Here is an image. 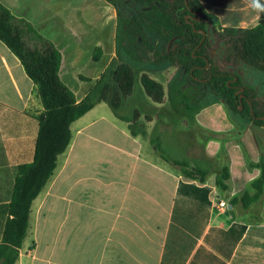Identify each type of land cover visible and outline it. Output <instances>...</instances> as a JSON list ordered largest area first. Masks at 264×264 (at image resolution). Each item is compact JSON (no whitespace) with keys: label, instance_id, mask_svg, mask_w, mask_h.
<instances>
[{"label":"crops","instance_id":"1","mask_svg":"<svg viewBox=\"0 0 264 264\" xmlns=\"http://www.w3.org/2000/svg\"><path fill=\"white\" fill-rule=\"evenodd\" d=\"M0 1L56 45L62 54L60 77L69 88L71 76L85 75L87 65L103 61L104 67L93 71L102 75L118 59L117 13L104 0ZM198 1L210 16V23L214 20L221 32L255 27L261 18L259 4L264 2ZM92 47L102 50L98 62L91 53ZM168 70L164 69L162 75ZM147 74L163 84L155 73ZM75 94L78 101L87 96ZM103 103L72 124L71 143L33 202L29 230L16 264H264V213L259 220H249L250 211L240 213L237 204H231L234 196L229 202L216 186L218 169L214 171L211 164L221 149L218 135L212 138L207 133L202 141L193 142L183 157L163 152L170 160L185 161L191 168L207 171L201 182L165 160L155 145L158 142L163 148L166 133L176 139L185 137L189 132L182 128L188 127L187 121L178 123L171 116L161 121L159 114L144 126L145 136H133L127 122L116 117L126 123L125 129L101 115L99 107ZM43 112L37 85L19 57L0 40V243L19 169L34 161L38 118ZM210 118L209 115L201 126L207 123L213 127ZM246 139L247 157L258 161V157L254 158L255 146ZM224 149L230 158L231 181L241 186L253 182L251 176L258 171L246 167L240 146L231 140ZM181 183L212 188L208 196L211 206L198 197L190 198L184 190L178 209L182 217L194 218V229L173 232L171 225ZM220 202L229 205L233 212L220 208ZM204 216L207 226L202 229ZM235 223L246 225L242 239L233 253L219 250L224 233ZM177 246L188 250L187 257L164 261L165 250L172 251Z\"/></svg>","mask_w":264,"mask_h":264},{"label":"trees","instance_id":"2","mask_svg":"<svg viewBox=\"0 0 264 264\" xmlns=\"http://www.w3.org/2000/svg\"><path fill=\"white\" fill-rule=\"evenodd\" d=\"M117 13V60H114L96 83L90 88L87 96L78 101L75 92L69 88L60 77L62 54L56 45L41 35L27 20L16 17L10 8L0 1V40L21 60L27 75L37 85L38 93L44 106V112L38 118L39 133L34 161L21 166L15 182L13 198L6 222L3 240L0 243V264H16L20 250L30 226L31 208L35 199L43 191L53 176L60 155L68 149L72 140L71 126L86 115L97 104L107 103L115 116L129 124L133 136L146 135L145 128L137 122L139 113L134 117L122 115L121 109L125 98L132 95L138 84L137 72L131 63L132 55L126 54L124 59L121 50L124 48L125 36L141 43L155 55V63H171L184 69L191 81L206 82L210 88L235 114L253 121L258 126H264V106L256 103L254 98L243 92L240 103L237 87L240 79L233 81L234 76L225 71L214 69V62L209 55V38L206 24L211 22L203 6L198 0H104ZM261 18L259 23L249 29H226L219 37L226 44V60L241 59L248 66L264 72V2L259 4ZM191 12L202 15V21L188 17ZM147 29L161 36L167 44L178 40L177 49L160 52L152 43ZM203 32H206L204 38ZM141 46L137 47L138 49ZM102 50L97 48L94 60L99 61ZM145 94L157 104L165 99V87L148 74L140 79ZM250 102V104L248 103ZM241 107L244 110L241 111ZM156 147L162 157L181 167L189 178L204 182L208 172L191 168L188 162L170 160L161 150L158 142ZM254 158L257 159L256 154ZM258 173H253L251 186L254 194L246 192L241 198H234L233 206L242 203L245 209L260 201L264 196V159L251 166ZM230 167L223 169L216 179V186L222 191H228L231 180ZM196 199L206 201L212 192L210 187H198L195 184L181 183L173 213L171 231L194 229V218L180 215L179 198L182 192ZM199 210L205 208L197 207ZM199 222V221H198ZM202 229L207 226V216H204ZM199 224V225H200ZM197 225V227H199ZM246 225L235 223L224 233L221 251H231L242 239ZM208 236V235H207ZM206 236V238H207ZM205 238V239H206ZM207 240V239H206ZM189 254L185 247L177 246L175 250H165L166 259L179 260ZM230 257V256H229ZM164 264V262H163Z\"/></svg>","mask_w":264,"mask_h":264},{"label":"rangeland","instance_id":"3","mask_svg":"<svg viewBox=\"0 0 264 264\" xmlns=\"http://www.w3.org/2000/svg\"><path fill=\"white\" fill-rule=\"evenodd\" d=\"M78 2V0H77ZM202 21V19L200 20ZM216 22L212 20V23L206 24V30H208L209 47L208 52L210 57L214 62V69L225 71L234 76V79H240L241 85L244 91L248 92V95L254 98V101L262 106H264V72L248 66L241 59H233L232 61L226 60V44L219 37L222 34L220 29H216ZM219 30V31H218ZM149 37L152 43L156 46L157 50L167 52L176 50L178 40L172 41L169 44L153 31L147 29ZM129 35L125 36L124 48L121 50L124 59H127L126 54L132 55V61L138 77V84L134 93L124 100V104L121 109V114L127 115L128 117H134L135 113H139V118L137 122L143 127L146 126L149 119L160 114V120L165 119L166 116H171L175 121L188 122V127L182 128L183 130H188V134L181 139L173 138L169 133L165 134L162 139V152L168 154H178L183 157V155L188 154L191 145L197 141H202L207 133L211 134L214 138L218 135V142L221 146L219 153L214 157L213 164L211 167L215 171L217 170L216 179L221 176L223 169L230 167V158L224 149L227 141H233L240 146L241 151L246 159V167L252 171L254 170L251 166L257 165L258 162L264 159V126H258L253 121L233 113L227 105L205 84L203 81L193 82L190 80L188 73L181 69L178 65H172L171 63H155V55L153 52L149 51L140 42L136 43L135 40H131ZM141 46V49L137 47ZM96 49L92 47L91 53L94 55ZM91 63L90 66L85 67V75L82 76H71L69 80L70 87L77 93L79 97L88 94L90 88L96 83L100 78L101 74L93 72L96 70H101L104 67V62L101 61L100 64ZM168 70V74L163 76V70ZM87 71V72H86ZM92 72V74H91ZM151 73L163 81L165 85V99L162 103L164 107L159 108L153 105V101L145 94L143 87L141 85L140 79L143 74ZM142 87V88H141ZM246 89V90H245ZM147 96V97H146ZM149 98V99H148ZM152 102V103H151ZM250 104V102L248 101ZM101 115L109 117L112 120L118 122L119 125L123 126L125 129L126 123L123 121H118L114 115L110 106L103 103L99 107ZM244 108L241 109V111ZM210 118L211 127L205 123L204 127L201 126L202 122H207ZM162 117V118H161ZM167 118V117H166ZM159 131V127L157 129ZM157 136V133H156ZM251 141L255 146V151L258 157V161H253L252 158L247 157V147L244 144V139ZM212 140V139H211ZM194 147V145H193ZM194 149V148H193ZM216 166V168H215ZM228 182L229 190L222 191L218 188L219 193L223 198L228 199L229 202L233 198H241L246 192L254 194L251 183L241 186L238 183ZM232 185H231V184ZM231 196H234L231 198ZM231 198V200L229 199ZM240 213H246L250 211L251 216L249 220H259V215L264 213V196L262 199L251 206L249 210L243 207L242 203L237 204ZM227 212H233L226 207ZM31 239L28 238L27 242Z\"/></svg>","mask_w":264,"mask_h":264},{"label":"flooded vegetation","instance_id":"4","mask_svg":"<svg viewBox=\"0 0 264 264\" xmlns=\"http://www.w3.org/2000/svg\"><path fill=\"white\" fill-rule=\"evenodd\" d=\"M196 13H198V12H191L190 14H189V16L188 17H191L192 19H196V21H197V18H198V16H197V14ZM242 87H240V86H238L237 87V94H240V96L241 95H243V92H241V89ZM244 96V95H243ZM244 98V97H243ZM242 98V99H243Z\"/></svg>","mask_w":264,"mask_h":264},{"label":"water","instance_id":"5","mask_svg":"<svg viewBox=\"0 0 264 264\" xmlns=\"http://www.w3.org/2000/svg\"><path fill=\"white\" fill-rule=\"evenodd\" d=\"M196 14H197V16H198L197 21H200L201 18H202V15H201L200 13H196ZM203 34H204V38H205L206 35H207L206 32H203ZM233 81L235 82V81H237V79H234ZM240 90H241V92H244V89H243V88H241ZM243 97H244L243 95L240 96V103H242V98H243ZM242 108H243V107H241V109H242ZM261 118L264 120V117H261Z\"/></svg>","mask_w":264,"mask_h":264},{"label":"built area","instance_id":"6","mask_svg":"<svg viewBox=\"0 0 264 264\" xmlns=\"http://www.w3.org/2000/svg\"><path fill=\"white\" fill-rule=\"evenodd\" d=\"M218 205H219L220 208L226 207V204L224 202H220Z\"/></svg>","mask_w":264,"mask_h":264}]
</instances>
